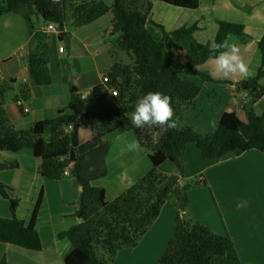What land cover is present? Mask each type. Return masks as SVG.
I'll use <instances>...</instances> for the list:
<instances>
[{"label":"trees","instance_id":"16d2710c","mask_svg":"<svg viewBox=\"0 0 264 264\" xmlns=\"http://www.w3.org/2000/svg\"><path fill=\"white\" fill-rule=\"evenodd\" d=\"M195 9L200 0H113L108 6L102 0H0V16L7 12L21 14L27 23L29 38L25 45L28 81L14 78L0 82V151L16 152L25 148L41 159L40 173L51 179L73 177L80 186L74 215L79 222L59 233L72 244L65 264H112V257L122 248L136 245L170 198L177 207L173 233L167 247L155 264H242L233 241L208 226L184 219L189 202V184L184 183L179 157L185 146L193 143L202 159L218 160L227 154L239 155L256 150L264 155V111L257 114L255 104L264 95V35L257 40L261 64L253 78L236 82L239 113L223 111L215 130L198 134L190 125L173 129L151 127L136 129L128 117L138 97L148 91H160L171 97L173 119L178 121L185 107L192 104L201 87L188 76L201 81H217L198 65L209 59V43L193 38L198 29L194 23L166 31L150 18L153 2ZM111 12L112 25L108 35L115 36L117 54L113 71H106L108 82L90 88L86 97L105 96L111 89L113 105L85 111L84 98L71 86L70 101L58 109L56 116L38 120L29 128L16 129L7 115L5 104L25 102L31 96L32 85L51 81L48 67L49 32L42 26L53 22L62 26L79 27ZM36 18L37 21L33 19ZM38 23V25H37ZM214 43L229 34L245 40L250 36L243 25L219 20ZM160 29L158 36L147 28ZM68 31L57 34L63 40ZM175 62V63H173ZM179 67V71L176 70ZM224 82V81H219ZM16 84V88H15ZM17 108L23 114L22 104ZM87 129L91 136L79 141V130ZM132 131L139 145L147 150L151 168L114 199L108 200L103 187L93 181L106 175L105 156L109 147L106 135ZM159 134L157 138L154 136ZM169 161L177 173H165L159 166ZM16 162L0 163V171L16 168ZM205 184V180L201 179ZM11 188L0 180V195L9 201V217L0 216V242L28 250L42 248L33 226L41 192L36 199L27 224L15 215L18 200L10 196ZM181 213V214H180ZM0 264H7L5 258Z\"/></svg>","mask_w":264,"mask_h":264},{"label":"crops","instance_id":"0c3cea01","mask_svg":"<svg viewBox=\"0 0 264 264\" xmlns=\"http://www.w3.org/2000/svg\"><path fill=\"white\" fill-rule=\"evenodd\" d=\"M216 1L200 0L199 6L195 9H186L155 1L150 18L166 31L195 23L198 29L193 32V37L196 38V41L199 40L198 42L210 44L211 39L209 35L202 33L204 27L200 25V19L196 13L203 12V3L206 6H211L209 10L217 9ZM226 1L230 2V0ZM254 2L261 3V9L264 11V0H254ZM170 7H175L177 10ZM179 10L189 11V16H186L183 21L180 19L181 14L177 12ZM209 10L205 12L210 15ZM240 11L239 8H232L234 14ZM251 14L253 18L257 17L262 20L261 31L255 33L256 37L251 40L253 51L249 59L253 54V60H256V73L260 66L256 41L264 35V14L261 10H253ZM249 17L252 18L251 15ZM34 20L37 21L36 18ZM111 25L112 14L109 11L94 21L69 31L63 40H59L55 32H49L50 83L32 85L31 96L25 102H16L15 104L7 102L5 104L7 115L16 129H26L35 121L56 116L58 109L66 108L68 105L71 86L76 87L82 94L85 111L108 108L113 105L110 93L105 95L109 100L97 97H92L89 100V97H86L89 92L87 90L102 84L101 75L104 71L115 70L114 55L117 56L114 50L115 40L108 36ZM147 28L158 36L161 34L160 29L151 24H148ZM227 37H231L230 34ZM28 38L27 23L21 14L7 12L0 16V82L12 78L17 82L19 80L28 81V68L25 59V45ZM214 38L215 36L212 37V40ZM198 66H201L199 70L211 73L210 75L217 81L231 82L229 91L232 94V99L222 112L235 111L239 113V99L244 93H237L235 83L244 78L239 74L222 78L213 73L214 63L210 58ZM260 82L264 83V80ZM198 95L187 109L195 107V99ZM261 100H264V95L257 102ZM19 103L24 105L23 107H27L28 111H23L24 113L20 114L17 108ZM122 133H126L128 138L135 137L132 131H114L105 136L110 142L105 156L106 175L93 181L94 185L103 187L108 200L114 199L151 168L145 148L139 146L135 151H128L123 142L115 140V137ZM78 136L79 141L84 142L90 138L91 132L87 129H80ZM184 151H188L193 158L200 157L199 150L191 143L185 146ZM184 151L182 155L185 154ZM249 151L254 150H247L240 155L233 156L234 158L225 155L221 159L213 160L214 166H218L220 171L212 175L207 172L205 164L199 163L197 172L206 182V185L201 188L212 190V192L199 194V198H196V194L192 192L191 196H194L189 198L185 213H189L190 218L194 221L230 238L242 264H264V171L260 166L259 170L254 171L242 170L236 164H228L231 160L239 159L244 155L264 163L262 156ZM2 162L17 163L16 168L1 170L0 180L13 191V195L18 200L15 215L25 224L29 222L36 199L41 192V200L33 226L39 234L42 248L40 251H33L0 242V260L5 258L7 264H65L64 258L71 251L72 244L66 237H60L59 233L79 222V219L74 215L80 191L79 184L70 176L58 179L42 176L40 173L41 159L36 157L29 148L16 152L0 151V163ZM251 163L256 168L255 162ZM225 165L229 170H222ZM159 169L165 173L178 172L177 167L169 161L163 162ZM227 179L228 182H225ZM214 184L220 186L217 194ZM226 185L232 189H225L223 186ZM233 197H235L234 202H232ZM224 204L226 205L224 206ZM165 207L168 208V211L163 214V211L167 209ZM213 208L217 210V215L212 214L211 209ZM230 211H233L234 214ZM175 213V207L165 206L164 203L158 216L136 245L120 249L110 262L112 264H155L165 251L168 240L172 236ZM0 216L9 217V208L4 206L0 208Z\"/></svg>","mask_w":264,"mask_h":264},{"label":"rangeland","instance_id":"374dc122","mask_svg":"<svg viewBox=\"0 0 264 264\" xmlns=\"http://www.w3.org/2000/svg\"><path fill=\"white\" fill-rule=\"evenodd\" d=\"M102 1L105 2L108 6H111L113 0H102ZM215 5L218 6L217 9L212 8L213 10H209V9H211V6H206L205 3H203V5H202L203 12L201 13V12L197 11L198 13H196V14H198V16H197L198 19H200L199 20L200 25H202L204 27V30L202 31V33L204 32V34L209 35V37L211 39L210 40V46H211L213 44V41H214V40H212V37H214L217 33V29H218V23L217 22L219 20L231 21V22L242 24L243 28H244V32L246 34H248L250 37L246 38L245 40H241V39H238L235 35L230 34L231 37H228V38H230L232 41H235L238 44V46L240 48L241 57L243 58L245 63H247L248 65L254 64L251 68L254 69V71H255L256 60L255 59L253 60V54H252V58L249 59L251 56V53L253 51V44L251 43V40H253V38L256 37L255 33H259L258 31H261L262 20L258 19L257 17H256V19L253 18L251 12L253 10H255V11L261 10V12L264 14V11L261 9V3L257 4L254 2V0H230V2H227L226 0H217ZM163 6H165V5H163ZM166 6L169 7L170 5H166ZM170 8H175V7H170ZM232 8H239L241 11L236 12L234 14V13H232ZM174 10H177V9L175 8ZM206 10L210 11V15L205 12ZM177 12H178V14H181V16H180L181 21H183V19H186V16H189V11L179 10ZM250 15L252 18L249 17ZM214 24H215V26H214ZM67 28H68V32H69V31H73L74 29H76L78 27L74 28L72 26L67 25ZM108 36L111 37V39H114V40L116 39L115 36H110V35H108ZM194 39L196 40V38H194ZM114 58L117 60L116 55H114ZM173 63H175V62H173ZM260 64H261V60H260ZM198 69H201V66H198ZM176 70L179 71V73H180L178 66H176ZM103 73H106V71H104ZM213 73L217 74L215 72V68H213ZM188 78L191 80H194L197 84H199L201 86V92L199 93L198 97L195 99L196 100L195 101L196 105H194L195 107H193V108L190 107L189 109H187L188 107H185L183 112H182V115H181L180 119H178L177 123H178V125H190L194 129V131L198 134H204L206 132L213 131L217 127L218 116L220 115L222 110L227 106V104L232 99V94L229 91V84L231 82L226 83V82H219V81H201L196 76H193V77L188 76ZM263 80H264V78H262L260 81H263ZM261 84L264 85V83H262V82H261ZM87 91H89V90H87ZM97 98H104L106 100H109V98L106 96H99ZM241 98H242V96H241ZM88 99L91 100L92 97H89ZM238 108H239V106H238ZM253 108H254L255 113H257V114L262 113V111H264V100H261L255 104H253ZM158 136H159V134L157 133L154 137L157 138ZM191 145L194 146L193 143H191ZM6 152H8V151H6ZM184 152H185V154L181 155L179 157V160L181 161L180 163L182 164V167H183V175H184L183 181H184V183L189 184V188L187 190L188 198L194 196V195L191 196L192 192H194L196 194V198H199V194L202 195V194H204V192L210 194L212 192V190L210 191L209 189L201 188V187H204L206 184L201 183V179L203 177L201 174H199V172H197V170L199 169V166H200L199 163L202 162L203 164H205L204 166H207L206 168H207V172L209 173V175L216 174L217 172L220 171V168L218 166H214L215 162L213 160L204 161L205 159L202 160L200 157L198 159L196 157L193 158L191 155H189L188 151H184ZM249 152H253L254 154H259L260 156H262V158L264 160V155L262 153L255 151V150L249 151ZM249 154H251V153H249ZM229 156H230V158H234L233 156H237V155H233V154H227L226 155V157H229ZM250 162H253V163L255 162L256 168L252 165V163L250 164ZM228 164H236V165L240 166L242 170H254V171L257 169L259 170V166H260L261 170L264 171V163L256 160L255 158L252 159L250 156L248 157V155H244L243 157H241L239 159H233ZM250 165H252V166L250 167ZM222 170L225 171V170H229V169L225 165ZM263 175H264V173H263ZM225 182H228V179L225 180ZM223 187L225 189H232L231 187H229L227 185L223 186ZM214 189H215V192L217 194V191L220 189V186L214 184ZM9 193H10V196L15 197L13 195L12 190ZM234 199H235V197H233L232 202H234L233 201ZM0 202H1L0 208H2L3 206L5 208L6 207L9 208L8 199L3 198L1 195H0ZM188 204H189V202H188ZM166 205L169 207L173 206L176 208V213H175V216H176L178 209L174 205L172 198H170L168 201L165 202V206ZM225 205L226 204H224V206ZM232 205H233V203H232ZM165 208H167V207H165ZM186 210H187V207H186ZM211 210H212V214L217 215V210L215 208H213ZM167 211H168V208L165 211H163V214H164V212L166 213ZM218 212H219V210H218ZM230 212L234 214L233 211H230ZM227 214H229V212H227ZM189 218H190V214L186 212L184 214V219H189ZM105 259H107L108 262H110V260H111L110 258H107V256L105 257Z\"/></svg>","mask_w":264,"mask_h":264},{"label":"clouds","instance_id":"9594fccd","mask_svg":"<svg viewBox=\"0 0 264 264\" xmlns=\"http://www.w3.org/2000/svg\"><path fill=\"white\" fill-rule=\"evenodd\" d=\"M209 53V58L214 63L215 72L222 78L239 74L244 79H250L256 74L254 69L246 64L241 57L238 44L228 37L209 46ZM174 115L169 95L160 91H148L137 98L128 119L136 129L151 127L173 129L177 127V122L173 119ZM115 140L123 142L128 151H135L140 146L137 138H128L126 133L117 135Z\"/></svg>","mask_w":264,"mask_h":264},{"label":"built area","instance_id":"2783aa9c","mask_svg":"<svg viewBox=\"0 0 264 264\" xmlns=\"http://www.w3.org/2000/svg\"><path fill=\"white\" fill-rule=\"evenodd\" d=\"M57 1V0H54ZM42 28L44 30H46L47 32H55L56 34L60 33V32H65L67 31V27L66 26H62V28H58L53 22H47L46 24H44L42 26ZM101 82L103 85H105L108 82V75L106 73H103L101 75ZM111 95H115L116 94V90L115 89H111L110 90ZM23 111L27 112L28 108L27 107H23Z\"/></svg>","mask_w":264,"mask_h":264}]
</instances>
